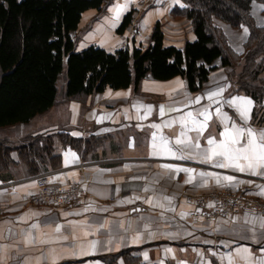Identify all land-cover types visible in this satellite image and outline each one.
I'll return each instance as SVG.
<instances>
[{
    "label": "crops",
    "instance_id": "0c3cea01",
    "mask_svg": "<svg viewBox=\"0 0 264 264\" xmlns=\"http://www.w3.org/2000/svg\"><path fill=\"white\" fill-rule=\"evenodd\" d=\"M137 2L127 0V9L119 20H115L114 12L109 9L125 4L126 0H104L100 8L83 12L79 27L71 32L76 49L80 51L91 45L107 51L121 48L129 31L119 33L118 27L125 15L136 9ZM151 3L141 11L134 29L136 47L150 44L158 21L165 45L183 48L188 41L195 40L192 21L181 12L185 8L182 0H153ZM256 3H252V10ZM259 9L261 17L257 23L264 26V5L261 7L259 3ZM214 21L224 29L234 48L243 51L246 28L236 30L221 20ZM214 65L216 68L207 83L209 92L228 87L227 77L222 76L228 66H223L219 59ZM214 80H220L221 85L212 87ZM197 97L201 98L200 102H192ZM234 97L252 101L249 120L241 118L236 106L230 103ZM214 100L216 102L210 101L200 92H191L182 76L169 80L148 76L137 92L130 86L65 97L62 109L55 104L27 123L0 127V132L6 133L4 136L12 138L65 131L82 139L78 149L58 146L61 164L46 168L40 174L60 182L85 180L86 190L73 206L52 210L29 202L35 192V180L24 170L2 174L0 264H229V257L232 264L264 261V217L245 212L219 217L214 222L202 218L191 221L181 207L183 198L176 194L177 188L182 186L194 189L191 191L196 194L224 188L225 182L217 184L211 176L200 175L217 173L221 177L237 178L234 185L227 187L249 186L252 193L264 197L261 194L264 175L202 162L204 151L209 147L208 139H222L219 134L225 125L264 129L253 121L255 100L250 95L230 90L221 92ZM205 109L211 116L205 131L199 136L196 131H188L191 143L177 144L182 131L180 118L191 112L197 120H203L199 113ZM162 137L175 155L153 148L154 144H161ZM90 139H93L91 146ZM197 141L199 148L193 146ZM12 156L18 159L17 152ZM180 169L194 171L188 173ZM179 176L184 181L192 178V182L177 185ZM57 225L61 226L59 232Z\"/></svg>",
    "mask_w": 264,
    "mask_h": 264
},
{
    "label": "trees",
    "instance_id": "16d2710c",
    "mask_svg": "<svg viewBox=\"0 0 264 264\" xmlns=\"http://www.w3.org/2000/svg\"><path fill=\"white\" fill-rule=\"evenodd\" d=\"M182 1L181 12L192 21L196 34L183 48L164 44L158 21L147 47L107 51L91 45L78 51L71 32L79 27L83 12L100 8L104 0H0V127L27 123L52 108L61 79L66 98L130 86L137 92L148 76L157 80L182 76L189 90L197 92L208 82L217 59L223 66L244 62L232 80L234 91L245 90L255 100L254 122L264 126V26L256 25L250 13L254 1L264 0ZM134 12L125 15L119 33L128 30ZM214 17L234 27L248 26L245 53L231 48ZM81 142L65 131L0 136V176L21 170L32 176L58 167V146L78 149ZM88 143L93 145V139Z\"/></svg>",
    "mask_w": 264,
    "mask_h": 264
},
{
    "label": "snow or ice",
    "instance_id": "6c2138e0",
    "mask_svg": "<svg viewBox=\"0 0 264 264\" xmlns=\"http://www.w3.org/2000/svg\"><path fill=\"white\" fill-rule=\"evenodd\" d=\"M127 6L126 0L125 4H117L109 9V11L114 12L115 20H119L122 12L127 9ZM245 32H247V29H245ZM221 92H223V89H220L218 92L208 93V99L216 102L214 97L218 96ZM200 99V97H197L195 101L192 102L199 103ZM230 103L236 106L241 118L245 121L250 119V108L252 105L250 99L245 97H234ZM160 112L161 116H163V106H161ZM217 113H220L219 108H217ZM199 115L203 117V120H197L191 112H188L186 116L180 118L182 131L180 132V136L176 139L177 144L191 143V138L187 135L188 131H196L198 136L205 131L207 128V122L211 119V116L207 109L199 113ZM225 119H227L226 114ZM189 124L192 125L191 128L188 127ZM219 135L222 137L219 141L214 137L208 139L209 147L204 151V160L202 162H214L215 166L218 168L233 169L241 173L264 175V129L256 130L252 127H240L235 124L229 128L225 125L224 130L220 132ZM161 141L160 145L154 144L153 148L169 155H175L172 149L168 146V141L163 137L161 138ZM193 146L199 148V142L197 141ZM179 158L183 159L184 157L180 156ZM165 167L171 168L170 165H166ZM180 171L191 173L194 170L180 169ZM200 175L202 177L211 176L215 179L217 184H221V181H223L228 185H234L237 182V178L231 175H224L223 177L217 173H200ZM186 182L191 183L192 178ZM239 183H243V181H239ZM261 194H264V190H262ZM148 202L151 203V201ZM60 228L61 226L57 225L56 231L59 232ZM85 235H87V233H85ZM65 239H67V237H65ZM244 251L247 252L248 250L245 249ZM229 264H232L231 257H229ZM260 264H264V261H261Z\"/></svg>",
    "mask_w": 264,
    "mask_h": 264
},
{
    "label": "rangeland",
    "instance_id": "374dc122",
    "mask_svg": "<svg viewBox=\"0 0 264 264\" xmlns=\"http://www.w3.org/2000/svg\"><path fill=\"white\" fill-rule=\"evenodd\" d=\"M152 1L153 0H147L146 4H142V0H138L137 6L140 8V10L138 12L135 11L134 15H133V17L137 16L136 22L138 21V18L139 19L141 18L143 10H145L146 7H148L152 4L151 3ZM256 2H258V4L256 3V6H254L253 10L251 9L250 13L253 16V18L256 22V25H258L257 19L261 17V12L259 9V3H260L261 7H262V5H264V3L259 2V1H256ZM215 19L221 20L219 18L214 17L213 21ZM221 21L226 23V24H229V26L231 28L236 29V30L241 29V27L246 28L247 29V39H248L249 28L247 25H242L240 27H234L230 23H227L223 20H221ZM214 24H215V21H214ZM215 25H217V24H215ZM258 26H260V25H258ZM136 27H137V23H136L134 28H136ZM128 31L129 32L125 36H128V41H129L128 47L132 48L134 45V36H133L134 32L131 31V24L128 28ZM222 31L225 33L224 29H222ZM243 35H244V33H243ZM226 38H227L228 44L231 46V48L235 52H237L239 54L246 52V46H245L246 40L244 41V43H242V44H244V45H242L243 51L238 52L234 48V46L232 45L230 38L227 34H226ZM235 41H236V43H238L239 39H236ZM122 45H123V42H122ZM240 47H241V44H240ZM242 65H244L243 61H241V60L236 61L234 66H228L222 72V76L224 75V78L227 77L226 81H228V87L223 89V93L231 90L232 92H236L239 94H243V93L245 94V90L234 91V85H233V81H232V80H236V77L239 75V70H240V67ZM246 76H247V78L251 77V73L248 72V74H246ZM224 78H222V79H224ZM64 83H65V79H61L59 82V98H58L57 104H59L61 109L64 106L63 99L65 98ZM207 83L208 82L205 83V86L202 90L197 91V93L200 92L201 94H203L205 98H208L207 93L209 92L207 89L209 85ZM220 83H222L220 80H218V81L214 80V81H212V84H213L212 87H214L216 85H221ZM223 84H225V83H223ZM223 86L225 87V85H223ZM219 90L220 89H216V90H213L210 92H218ZM218 96L214 97V99H216ZM59 106H57V107H59ZM56 109H58V108H56ZM253 121H254V118H253ZM5 134H6L5 132H0V136H4ZM241 180H245V178H242ZM247 180H252V179L248 178ZM176 181H177V183H175V184H177V185L187 184V182L183 180V177H180V176L177 177ZM212 181L216 182L215 179H212ZM1 186H4V185H0V188H1ZM227 186H228V184L225 183L224 188H222L220 190H217V188H214V189H212V191L209 190V192L203 193V194H200V193L196 194L193 191H191L194 189H191L188 186H182L180 189L177 188L176 194H179V196H181L183 198L184 203L181 204V207H182V209H184L189 214V219L191 221L199 220L200 218H202L207 222H214L219 217L234 215L236 213H245V212L254 213V214H257L261 217H264V197L252 193L250 191L249 186H241L239 189L227 187ZM222 208H225L227 213H217V209H222ZM184 215L185 214H183L182 216H184Z\"/></svg>",
    "mask_w": 264,
    "mask_h": 264
},
{
    "label": "built area",
    "instance_id": "2783aa9c",
    "mask_svg": "<svg viewBox=\"0 0 264 264\" xmlns=\"http://www.w3.org/2000/svg\"><path fill=\"white\" fill-rule=\"evenodd\" d=\"M147 0H142V4H146ZM136 12L140 8L136 7ZM137 17V16H136ZM136 17L132 18L131 31L134 32L136 25ZM128 36L123 40V48L129 47ZM35 180V192L30 196L29 202L36 206L50 208L52 210H60L73 206L79 197L85 193L84 182L85 180L60 182L54 181L45 174H36L31 177ZM217 213H227L225 208L217 209Z\"/></svg>",
    "mask_w": 264,
    "mask_h": 264
}]
</instances>
